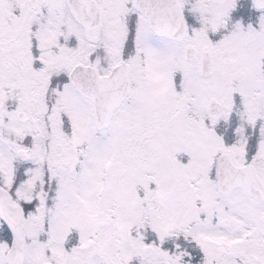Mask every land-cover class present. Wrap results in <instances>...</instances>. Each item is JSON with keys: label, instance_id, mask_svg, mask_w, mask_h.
<instances>
[{"label": "snow or ice", "instance_id": "snow-or-ice-1", "mask_svg": "<svg viewBox=\"0 0 264 264\" xmlns=\"http://www.w3.org/2000/svg\"><path fill=\"white\" fill-rule=\"evenodd\" d=\"M0 264H264V0H0Z\"/></svg>", "mask_w": 264, "mask_h": 264}]
</instances>
